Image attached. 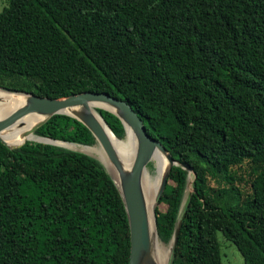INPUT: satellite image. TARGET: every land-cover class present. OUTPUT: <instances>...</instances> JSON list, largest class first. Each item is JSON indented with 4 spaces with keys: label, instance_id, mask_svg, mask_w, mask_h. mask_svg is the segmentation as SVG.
I'll use <instances>...</instances> for the list:
<instances>
[{
    "label": "trees",
    "instance_id": "16d2710c",
    "mask_svg": "<svg viewBox=\"0 0 264 264\" xmlns=\"http://www.w3.org/2000/svg\"><path fill=\"white\" fill-rule=\"evenodd\" d=\"M0 86L58 98L107 92L127 101L171 157L155 207L170 264H226L216 232L243 264H264V0H8L0 11ZM121 139L124 127L98 109ZM36 134L92 145L55 114ZM247 166L249 192L236 181ZM210 180L217 183L210 185ZM124 205L82 152L0 142V264H127Z\"/></svg>",
    "mask_w": 264,
    "mask_h": 264
},
{
    "label": "water",
    "instance_id": "95a60500",
    "mask_svg": "<svg viewBox=\"0 0 264 264\" xmlns=\"http://www.w3.org/2000/svg\"><path fill=\"white\" fill-rule=\"evenodd\" d=\"M4 93H7L8 95L10 93L24 95L22 103L11 111L4 112L3 115H0V142L9 149L18 148L26 141H35L75 150L70 146V144L75 143L36 134L37 128L55 114H64L75 118L91 132L95 143H99L103 147L110 163L114 166L118 174L119 184L115 182L101 161L84 151L80 150L79 152L87 154L100 162L111 177L120 194L129 228V256L127 264H155L152 259L153 240L150 233L147 199L143 189V173L145 170H148V164L152 160L154 161L153 156L155 153L159 152L163 155L166 160V167L159 178L151 204L152 224L155 229V234L158 237L154 209L165 188L171 167L180 166L185 169L187 171L186 179H189L188 177L190 176V173L194 176L193 168L186 163H180L173 159L161 142L146 132L143 121L127 101L111 96L107 92L82 91L68 96L49 98L46 96H38L32 92H25L0 86V104L7 102ZM91 105L96 106L94 107L95 113L91 110ZM98 109L111 112L121 121L124 127V136L127 127L131 130L135 138L136 146L135 153L129 165L123 164L118 157L108 131L112 134L114 133L104 120L101 113L98 112ZM26 116H37L39 118L28 130L23 132V136L34 134L36 138L25 139L14 145L8 144L3 140L1 134L11 127L21 128L24 126V119ZM97 116L100 119H98ZM193 180L191 182H193ZM190 193L191 192H189L188 195ZM185 201L186 199L184 200L183 198L179 212L183 210ZM180 225L181 218L179 217L176 220L173 234L169 241L170 251L167 264H170V257L177 241Z\"/></svg>",
    "mask_w": 264,
    "mask_h": 264
},
{
    "label": "bare ground",
    "instance_id": "6f19581e",
    "mask_svg": "<svg viewBox=\"0 0 264 264\" xmlns=\"http://www.w3.org/2000/svg\"><path fill=\"white\" fill-rule=\"evenodd\" d=\"M5 99L7 102L0 104V115H3L4 112H9L15 107H17L20 103L23 102L24 95L23 94H7L4 93ZM9 100V102H8ZM95 105H91V110L94 112ZM95 113V112H94ZM98 118V116H97ZM39 118L37 116H26L25 117V125L21 128L11 127L7 129L5 132L1 134L3 140H5L8 144H18L25 139H34L36 136L34 134H29L27 136H23V132L28 130ZM100 119V118H98ZM109 137L115 147L118 157L125 165H129L132 161L133 155L135 153V138L131 132V130L127 127L124 138H117L114 134L108 131ZM71 148H78L81 151L97 158L104 165L108 173L112 176L117 184H119L118 174L114 168V166L110 163L103 147L97 143L95 145H76L70 144ZM154 162L153 165L155 167V172L151 170H145L142 177L143 189L145 193V197L147 199V211L150 223V233L153 240V252L152 259L155 261V254H157L160 259L161 264H167L168 261V252L163 250V247L158 241V237L155 234V229L152 224V215H151V204L153 200V195L157 188L159 178L163 173L166 167V160L159 152L155 153L153 156Z\"/></svg>",
    "mask_w": 264,
    "mask_h": 264
},
{
    "label": "rangeland",
    "instance_id": "374dc122",
    "mask_svg": "<svg viewBox=\"0 0 264 264\" xmlns=\"http://www.w3.org/2000/svg\"><path fill=\"white\" fill-rule=\"evenodd\" d=\"M7 4H8V0H0V11L5 6H7ZM75 144L76 145H83V144H77V143H75ZM95 144H97V143H94L92 145H95ZM76 151H80V150L77 148ZM153 162L154 161L152 160L148 164V168H147L148 170H151V171L155 170ZM234 170L236 171L237 176L242 177V180L236 181L238 187L240 188V190L244 194H247L250 190L249 186H248V182H247V174H249L247 166L243 165V166H240V168L236 167ZM188 178L189 179H187L185 194L183 197L184 200L186 199L188 193L192 191V182L191 181L194 179L193 174L190 173V176ZM210 185L216 186L217 183L213 180H210ZM153 197H154V195H153ZM155 207H159L162 210L165 209V206L163 204H159V203H157ZM216 237H217V242H218L219 247H220L221 261L223 263H226V264H243V257L241 255V253L239 252V250L236 248V246L232 242L227 240L220 231L216 232ZM158 241L161 244V246L163 247V250H165V252H168V257H169V251H170L169 243H163L159 239H158ZM155 261L157 264H161L160 259L158 258L157 254H155Z\"/></svg>",
    "mask_w": 264,
    "mask_h": 264
}]
</instances>
